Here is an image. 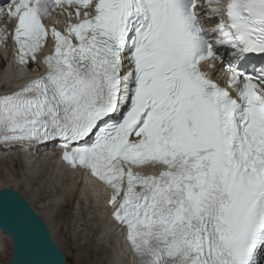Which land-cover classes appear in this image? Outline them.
<instances>
[{
	"label": "snow or ice",
	"instance_id": "obj_1",
	"mask_svg": "<svg viewBox=\"0 0 264 264\" xmlns=\"http://www.w3.org/2000/svg\"><path fill=\"white\" fill-rule=\"evenodd\" d=\"M196 7L197 0L0 7V21H15L21 67L36 62L49 32L54 45L43 75L0 95V146L60 141L63 161L111 192V216L126 230L135 264H264V66L238 70L264 58V0ZM57 8L74 9L78 21L63 34L43 24ZM201 16L219 22L204 30ZM7 39L5 23L0 42ZM216 62L231 91L201 70L215 71Z\"/></svg>",
	"mask_w": 264,
	"mask_h": 264
},
{
	"label": "bare ground",
	"instance_id": "obj_2",
	"mask_svg": "<svg viewBox=\"0 0 264 264\" xmlns=\"http://www.w3.org/2000/svg\"><path fill=\"white\" fill-rule=\"evenodd\" d=\"M2 53L5 57H7L6 50H2ZM21 72V70H16L10 68V66H7V70L0 74V80H2L6 84H9V81L15 80L19 76H21ZM2 90L3 91H0V93H3L5 91L4 89ZM0 148L3 149L0 151V156L3 153L2 156L4 157H7V155L9 156L11 152H17L16 150H19L18 145H4L0 146ZM18 153L19 152H17V154ZM27 154L28 152L22 149V155L18 157L19 163L23 166L26 172H24L23 175L14 177L12 176L13 178H11L10 180H7L9 176H7L6 179L0 180V189L9 188L20 193L22 197L28 202L29 206L34 210V212L45 221L53 241L61 250L62 245L61 241L58 238V235L56 234L57 226L55 223V214L57 211L56 208L58 207V205L56 206V204H58L61 200L60 195L57 194L61 192L62 196L67 195L71 198L70 208H72V210L74 208V213H76V215H74V213L73 215H71L74 223L85 225L87 222L86 218H89L91 221L93 220L94 228H89L91 233L90 240L92 241L90 249L93 252V256L95 257V259H93L95 260L94 264L100 262L99 253L101 251L103 252L101 255H103L102 259L104 260V264H135V260L132 255L129 254L128 247L125 242V231H121L111 222L109 218V212H107V209L104 207L105 194L101 186L97 183V180H95L94 178H86L85 184H83L84 188H82L80 192H74L75 190L73 189H78L77 183L80 178L74 171L69 170L61 163L56 162L55 159H50L48 157L42 158L39 163L31 164L27 161ZM52 163H54L53 167ZM37 179L41 180H39V184L42 189L45 190H47L48 188L52 190L51 187L59 184L58 180L64 179L62 191H60V189V192H58L57 194L49 196L51 199H49V208L40 209L38 200L36 199V194L31 192L30 187L33 181ZM24 191H27L29 193L27 194L28 196L24 193ZM72 197H74V199ZM85 204H87V206H89L88 208L92 209L93 211H89L90 209L87 210ZM79 210L83 211L82 213H84V219L78 218L80 217L79 215L77 216V213L79 214ZM95 215L96 217H93ZM9 257L10 253L8 237L0 233V264H5L8 261ZM66 261L67 259H65V262Z\"/></svg>",
	"mask_w": 264,
	"mask_h": 264
},
{
	"label": "water",
	"instance_id": "obj_3",
	"mask_svg": "<svg viewBox=\"0 0 264 264\" xmlns=\"http://www.w3.org/2000/svg\"><path fill=\"white\" fill-rule=\"evenodd\" d=\"M0 232L9 240L5 264H66L45 221L13 189H0Z\"/></svg>",
	"mask_w": 264,
	"mask_h": 264
},
{
	"label": "rangeland",
	"instance_id": "obj_4",
	"mask_svg": "<svg viewBox=\"0 0 264 264\" xmlns=\"http://www.w3.org/2000/svg\"><path fill=\"white\" fill-rule=\"evenodd\" d=\"M1 156H0V180L6 179L7 176H9L7 180H10L14 176L23 175V173L26 172V170L23 168V166L18 161L19 160L18 157L20 155L17 154V152H11L9 156L7 155V157H4V156L1 157ZM9 163H11L12 165ZM39 180L38 179L34 180L33 181L34 184L32 183L30 188H31V192L36 194V199L38 200L39 208L46 209V208H49L48 204H49V201L51 200L49 196L57 194L58 192L62 191V187L64 185V179L58 180L59 184L57 183L58 185H54V187H51L52 190L50 188H48L47 190L42 189V187L39 184L41 180L40 181ZM24 193L26 195L29 194L27 191H24ZM60 197H61V200L64 197L66 198H64L62 201L60 200V202L57 204L58 207L56 208L57 211L55 214L56 215L55 223L57 226L56 234L58 235V238L61 241V245H62L61 247L62 252L64 254L65 259H67L66 263L67 264H94L95 260L93 259H95V257L93 256L92 254L93 252L90 249L91 244H92L91 243L92 241L90 240L91 239L90 228L94 226L93 220L91 221L90 219H88V221L85 224L86 226L84 224L74 223L71 218V215H73L75 211L72 209L70 210V207L67 206V203L68 205H70L71 198L68 197L67 195L62 196V194L60 195ZM46 204L48 206H44ZM88 207L89 206H86L87 210L90 209ZM89 211H93V210L90 209ZM82 212H83L82 210H79V214L77 213V216L79 215L80 217L78 218H83L84 213ZM74 215H76V213H74ZM102 253H103L102 251L99 253L100 262L97 264H104V260L102 259L103 255H101Z\"/></svg>",
	"mask_w": 264,
	"mask_h": 264
}]
</instances>
